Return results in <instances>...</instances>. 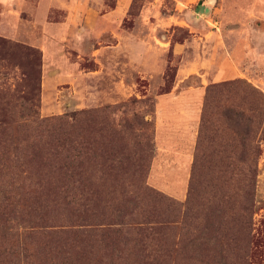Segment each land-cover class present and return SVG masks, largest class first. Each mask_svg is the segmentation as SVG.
<instances>
[{
  "label": "rangeland",
  "instance_id": "374dc122",
  "mask_svg": "<svg viewBox=\"0 0 264 264\" xmlns=\"http://www.w3.org/2000/svg\"><path fill=\"white\" fill-rule=\"evenodd\" d=\"M237 79L264 94V0H0L3 116L19 121L13 105L33 92L39 118L91 111L77 122L75 145L84 135L89 159L83 167L93 187V155L108 145L133 163L145 159L144 180L156 195L140 198V211L151 209L165 222L152 240L157 264H264V139L258 136L249 211L236 179L244 166L231 159V128L221 126L194 164L206 87ZM247 94L238 88L234 97ZM132 98L126 114L150 121L148 137L139 130L116 142L107 130L123 115L117 108ZM105 107L113 111L93 113ZM58 195L40 199L52 212L64 202ZM188 198L193 204L186 207ZM209 223L219 228L205 243ZM125 238L116 245L122 252L130 249ZM88 241L70 240L66 247L81 258L80 250H89L88 259L103 256L108 264L111 256L99 251V239Z\"/></svg>",
  "mask_w": 264,
  "mask_h": 264
},
{
  "label": "trees",
  "instance_id": "16d2710c",
  "mask_svg": "<svg viewBox=\"0 0 264 264\" xmlns=\"http://www.w3.org/2000/svg\"><path fill=\"white\" fill-rule=\"evenodd\" d=\"M23 51L39 57L35 49ZM238 88L248 94L237 101L234 94ZM135 101L132 98L117 108L123 115L116 121L117 126L113 121L107 130L109 136H117L116 142H120V135L136 137L139 130L144 135L151 124L137 113L126 114ZM37 106L38 98L33 92L18 96L13 105L18 109L19 121L4 117L3 107L0 108V264H103V256L88 259L84 255L89 250H80L81 258L66 247L70 240L89 242L88 239H99V251L111 256L108 264H157L158 245L152 240L161 235L165 222L151 209L140 211V198L156 195L144 180L145 159L137 158L133 163L131 157L108 145L107 150L93 155L97 165L92 173L96 178L93 187L83 167L89 159L85 136L75 145L78 120L92 112L46 119L39 118ZM112 111L113 108L105 107L93 113L107 115ZM263 116L264 94L250 83L237 79L206 87L194 164L201 159L203 144H211L221 126L231 128L236 150L231 159L244 166L236 179L241 184L239 191L246 199L247 211L254 205L261 154L258 136L264 139ZM32 187L41 196L62 193L58 196L64 202L51 212L39 194H32ZM73 189L78 191L77 198ZM69 192L71 198L66 200ZM70 203L80 207L74 209ZM191 204L188 198L186 207ZM218 228L211 223L204 226L205 243L212 242ZM226 230L221 229V236ZM123 237L130 244L124 252L116 246Z\"/></svg>",
  "mask_w": 264,
  "mask_h": 264
},
{
  "label": "water",
  "instance_id": "95a60500",
  "mask_svg": "<svg viewBox=\"0 0 264 264\" xmlns=\"http://www.w3.org/2000/svg\"><path fill=\"white\" fill-rule=\"evenodd\" d=\"M203 10V6L200 7L199 11H202Z\"/></svg>",
  "mask_w": 264,
  "mask_h": 264
}]
</instances>
